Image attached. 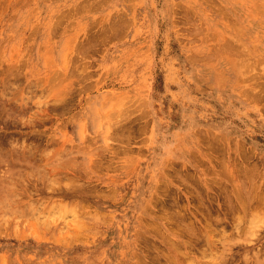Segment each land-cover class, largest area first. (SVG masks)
<instances>
[{"label": "rangeland", "instance_id": "1", "mask_svg": "<svg viewBox=\"0 0 264 264\" xmlns=\"http://www.w3.org/2000/svg\"><path fill=\"white\" fill-rule=\"evenodd\" d=\"M263 190L264 0H0V264H264Z\"/></svg>", "mask_w": 264, "mask_h": 264}, {"label": "bare ground", "instance_id": "2", "mask_svg": "<svg viewBox=\"0 0 264 264\" xmlns=\"http://www.w3.org/2000/svg\"><path fill=\"white\" fill-rule=\"evenodd\" d=\"M15 145H16V144H15ZM16 146L18 147V145H16ZM30 146H32V145H30ZM19 147H20V146H19ZM35 147H36V146H34V148H35ZM37 147H38V146H37ZM37 147H36V148H37ZM22 148H24V144H23V147H22ZM36 148H35V150H36ZM29 149H30V152H31L32 150H34V149H33V146L30 147ZM37 152H39V149L37 150ZM38 154H39V153H38ZM36 155H37V154H35V156H36ZM38 156H39V155H38ZM40 156L42 157V153H41ZM47 156H48V155H47ZM47 156H44V158H48V157H49V156H48V157H47ZM50 157H51V155H50ZM44 158H43V159H44ZM41 159H42V158H40V160H41ZM50 159H51V158H50ZM249 160H250V158H249ZM24 161H25V160H24ZM47 161H49V160H47ZM248 164H249V163H248ZM250 164H252V162H251ZM252 165L254 166L255 164L253 163ZM249 166H251V165H249ZM255 166L258 167V165H255ZM255 166H254V167H255ZM254 167H253V168H254ZM247 168H248V166H247ZM249 168H250V167H249ZM249 168H248V169H249ZM251 169H252V168H251ZM253 170H254V169H253ZM247 171H248V170H247ZM247 171H246V172H247ZM251 171H252V170H251ZM255 171H256V169L254 170V172H255ZM257 171H258V170H257ZM257 171H256V173H257ZM256 173H255V174H256ZM49 175H51V174L49 173ZM49 175H48V176H49ZM245 175L247 176V173H246ZM248 175H249V174H248ZM251 175H252V173H251ZM256 175H258V173H257ZM256 175H255V176H256ZM255 176H254V177H255ZM50 177H51V176H50ZM250 177H251V176H250ZM250 177H249V178H250ZM246 178H247V177H246ZM246 178H244V179L246 180ZM249 178H248V179H249ZM255 178H256V177H255ZM255 178H254V181H255ZM244 179H242L241 182H245V181H243ZM252 179H253V178H252ZM252 181H253V180L249 179V182L253 183ZM241 182H240V183H241ZM256 182H257V181H256ZM256 182H254V183H255L256 186H257V183H256ZM246 183H247V182H246ZM246 183H243V184H246ZM255 184H253V185H255ZM262 184H263V183H262ZM239 185H240V184H239ZM239 185H238V186H239ZM248 185H249V184H248ZM253 185H252V186H253ZM236 186H237V184H236ZM242 186H243V185H242ZM242 186L240 185L239 187H242ZM258 186H259V185H258ZM248 187L251 188V186H248ZM250 188H249V189H250ZM261 188H262V187H261ZM240 189H241V188H240ZM244 189H245V187H244ZM252 189H253V188H252ZM252 189L249 190V191H252ZM221 190H222V189H221ZM237 190H238V193H240L238 187H237ZM247 190H248V189H247ZM247 190H246V191H247ZM249 191H248V192H249ZM255 191H257V189H256ZM263 191H264V190H263ZM263 191H261V192H263ZM253 192H254V189H253ZM246 193H247V192H246ZM246 193L243 194V196L246 195ZM257 193L260 194V195H263L262 193H259V192H257ZM250 194H251V192H250ZM250 194L247 195V196L250 197ZM252 195H253V193H252ZM252 195H251V196H252ZM247 196H246V198H244V199H246V200L249 199ZM254 196H256V194H255ZM254 196L252 197V199L254 198ZM203 197H204V196H203ZM258 197H259V196H258ZM260 197H261V196H260ZM260 197H259V198H260ZM250 198H251V197H250ZM259 198H258V200H260ZM261 198H262V197H261ZM255 199H256V198H255ZM263 199H264V197H263ZM258 200H256V202H258ZM261 200H262V199H261ZM239 201L241 202L240 198H239ZM248 201H249V200H248ZM248 201H247V203H248ZM254 201H255V200H254ZM263 202H264V201H263ZM254 203H255V202H254ZM258 203H259V202H258ZM242 204H244V203H242ZM248 204H249V203H248ZM250 204H251V203H250ZM255 204H256V203H255ZM259 204H260V203H259ZM259 204H257V205H259ZM242 206H244V205H242ZM261 206H262V205H261ZM246 207H247V206H246ZM253 207H254V206H253ZM257 207H258V206H257ZM263 207H264V203H263ZM249 208H250V207H249ZM255 208H256V207H255ZM246 209H248V207H247ZM259 209H260V208H259ZM242 210H243V209H242ZM242 210H241V211H242ZM248 210H249V209H248ZM260 210H261V209H260ZM260 210H259V212H260ZM244 211H245V208H244ZM210 212H211V211H209V213H210ZM245 212H248V211H245ZM261 212L263 213V211H261ZM261 212H260V213H261ZM181 213H182V212H181ZM262 213H261V214H262ZM188 214H189V213H188ZM263 214H264V213H263ZM178 215H179V214H178ZM181 217H182V216H181ZM183 217L185 218V215H183ZM179 218H180V217H179ZM184 218H183V219H184ZM190 218H191V215H190ZM263 218H264V216H263ZM219 220H220V219H219ZM219 220H218V221H219ZM206 222H207V221H206ZM221 222H224V221L221 220ZM207 223H209V222H207ZM195 225H196V224H195ZM184 226H185V225H184ZM196 226H197V225H196ZM191 227H193V225H192ZM194 228H195V227H194ZM187 229H188V228H187ZM194 230H195V229H194ZM194 230H193V233L191 232L193 235H194ZM189 231H190V230H189ZM193 235H192V236H193ZM207 236H208V235H207ZM209 236H210V235H209ZM208 239H209V238H208ZM208 239H207V240H208ZM209 240H210V239H209ZM209 243H211V242H209ZM207 245H209V244H207ZM211 245H212V244H211ZM211 245H210V246H211ZM224 263H225V262H224ZM226 263H227V262H226Z\"/></svg>", "mask_w": 264, "mask_h": 264}]
</instances>
